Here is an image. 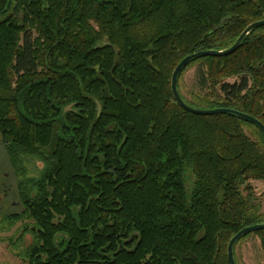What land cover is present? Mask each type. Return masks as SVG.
<instances>
[{"label": "trees", "instance_id": "trees-1", "mask_svg": "<svg viewBox=\"0 0 264 264\" xmlns=\"http://www.w3.org/2000/svg\"><path fill=\"white\" fill-rule=\"evenodd\" d=\"M261 20L264 0H0V136L20 176L4 218L27 220L26 264H229L230 239L264 223L250 183L264 180V136L184 110L171 77ZM177 89L264 125V26L193 59ZM252 234L264 264V229Z\"/></svg>", "mask_w": 264, "mask_h": 264}, {"label": "rangeland", "instance_id": "rangeland-1", "mask_svg": "<svg viewBox=\"0 0 264 264\" xmlns=\"http://www.w3.org/2000/svg\"><path fill=\"white\" fill-rule=\"evenodd\" d=\"M228 81L233 82L235 78L230 77ZM179 89L188 99L192 93L199 91L195 64L187 67L181 75ZM24 167L25 178L36 177L42 164L32 157H25ZM19 179L20 176L17 177L9 165L0 136V264H26L22 253L32 239L28 232L23 231L27 220L11 222L4 218V214L20 210L15 191ZM250 183L264 212V180H252ZM234 249V258L239 264H263L259 239L252 233L236 242Z\"/></svg>", "mask_w": 264, "mask_h": 264}, {"label": "water", "instance_id": "water-1", "mask_svg": "<svg viewBox=\"0 0 264 264\" xmlns=\"http://www.w3.org/2000/svg\"><path fill=\"white\" fill-rule=\"evenodd\" d=\"M264 26V20L261 21H256L247 26L244 31L240 34L236 42L229 48L225 50H202V51H197L195 53L189 54L185 56L175 67L172 73L171 77V90L174 99L176 100L177 104L180 105L184 110L197 114V115H214V114H232L235 115L243 120L248 121L249 123L256 125L262 132L264 136V125L259 121L257 118L246 114L242 113L240 111L230 109V108H214V109H198L189 106L181 97L178 89H177V80L178 76L181 73V71L193 60L196 58H201L205 56H224V55H229L233 52H235L243 38L254 28H258ZM264 229V223L261 224H256L252 226L245 227L241 229L239 232H237L228 242L227 245V259L229 264H237L234 258V251L233 247L235 246L236 242L243 236L248 235L250 233H253L257 230Z\"/></svg>", "mask_w": 264, "mask_h": 264}]
</instances>
